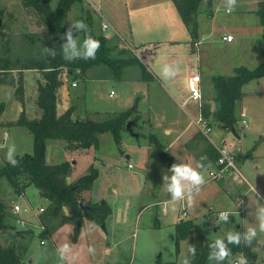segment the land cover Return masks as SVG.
I'll use <instances>...</instances> for the list:
<instances>
[{"label":"rangeland","instance_id":"rangeland-1","mask_svg":"<svg viewBox=\"0 0 264 264\" xmlns=\"http://www.w3.org/2000/svg\"><path fill=\"white\" fill-rule=\"evenodd\" d=\"M56 1H48L51 8L55 7ZM88 1L90 3L87 0L75 3L69 9L65 28L75 20L86 23L85 17L89 12L96 35L112 31L119 43L129 50V53L124 51L120 54L114 49V52L108 53L112 61L135 56L144 66L121 61L114 68V65L99 63L87 71L85 78V72L79 75L77 87L70 88L75 116L101 121L113 118L122 111H130V119L133 120L136 115L142 117L139 125L132 127L139 136L135 137L125 126L120 133V143H116L111 132H103L98 135L97 149H70L64 140H47L45 157L48 164L62 161L73 164L67 182L86 174L90 165L98 170L92 187L81 192V197L90 203L106 202L111 207L110 215L104 227L84 218L76 232L75 224L69 220L65 222L60 216L48 218L40 215L45 226L43 230L37 226L31 228L35 215L29 209L18 213L30 223L20 227L15 220L17 214L12 213L14 204L32 209L43 206L46 209L47 202L33 185L27 186L19 195L7 179L1 177L0 200L11 213V224L16 229L31 228L33 235L24 240L19 235L13 236L9 230L0 231V244L14 245L17 251L19 245H25L22 259L29 264H183L186 256L191 258L189 247L204 245L206 241L223 235L229 227L235 229L239 226L240 231L256 227L257 237L251 245H246L249 253L242 251L228 260L233 262L244 255L248 264H264V232L259 230L256 220L257 209L264 207V77L242 86V95L235 107V133L225 142L236 157L241 181H234L233 174H230L228 176L233 181H226L227 185L222 187L208 176L209 168L205 163L200 169L205 183L200 186L199 192L193 194L196 199L186 210L187 216L181 214L179 202L175 205L170 203V197L163 189L162 177L171 174L168 167L172 162L167 163L163 159L156 143L149 137L151 133L157 138L164 153L171 159L167 144L159 140L170 121H178L179 126L190 123L189 134L198 130L193 125V120L199 115L198 102L186 100L188 89L185 82L188 72L197 64V54L192 53L195 42H200L196 48L200 46L201 51L204 49L202 59L218 66L213 70L215 74L228 75L236 66L253 69L264 60V25L257 13L259 0H235L231 10L227 8V0H201L195 35L182 22L172 0ZM97 7L98 11L95 10ZM0 8L5 12L1 22L6 26L5 39L0 42V65L11 67L7 77H13L15 81L21 74L25 87L21 103L14 95V86L0 85V101L5 104L0 120L15 121L20 114L18 105L25 106L28 118H38L35 116L38 114L35 102L38 80L43 81L41 73L32 69L19 70L31 59L45 54V26L38 13L32 7L24 6L21 0H0ZM104 22L109 26L102 30L99 26ZM228 32L234 36L231 42L222 39ZM85 34L83 31L78 34L81 40ZM73 35H77L76 30H73ZM65 40L62 35V43ZM147 43L155 46L144 45ZM149 52L154 54V58L148 57ZM165 64L177 69L176 82L163 76ZM205 73L200 71L202 103H209L215 109L218 105L214 100L216 90L211 77ZM110 91H113L112 95H109ZM184 98L186 102L181 106ZM136 101L138 105L132 110ZM242 108L247 112L244 128L240 122ZM211 124L212 132L208 136L215 140L214 133L220 130V125L216 122ZM5 130L10 132L7 140L2 137ZM197 133L201 139H207L202 131ZM184 137L177 144L182 145ZM13 145L17 156L32 151V135L26 127H0V166L7 161V150ZM190 145L192 147V142ZM172 151L177 150L174 148ZM250 186H254L256 191ZM151 202L157 203L150 205ZM165 209L167 214H164ZM221 211L231 213L229 222L225 226L217 224L216 228L206 233L204 222L207 215L216 219ZM62 213L70 214V211L64 207ZM176 217L177 220L191 219L193 222L191 239L180 240L177 251ZM64 244L68 245V249L61 252ZM89 245L94 247V253L88 251ZM207 264H210L209 260Z\"/></svg>","mask_w":264,"mask_h":264},{"label":"trees","instance_id":"trees-1","mask_svg":"<svg viewBox=\"0 0 264 264\" xmlns=\"http://www.w3.org/2000/svg\"><path fill=\"white\" fill-rule=\"evenodd\" d=\"M26 7H32L40 16L43 25L46 29L47 38L43 41V46L56 49V56L52 57L45 53L42 57L31 59L23 69H34L41 73L43 81L38 80L37 83V98L36 105L40 111L38 118H28L24 109L20 111L19 117L15 121L2 122L0 120V127L19 125L26 127L32 135V151L16 156L19 163L12 166L5 161L0 166V178L5 177L8 183L12 186L16 194H21L22 191L29 185H33L39 191L40 197L46 202V209L44 214L48 218L60 216L66 221H71L75 224V232L79 229L77 227V220L83 221L84 218L91 222L104 227L106 218L110 213V208L106 202H86L81 197V192L89 190L98 176V170L90 165L86 174L79 176L73 182H67V177L71 172V163L62 161L56 164H48L46 162V142L49 139H61L67 144L70 149H97L99 145L98 135L103 132H111L116 143H120L121 131L125 128L126 123L130 120V111H122L117 116L101 121H95L89 118H78L73 116L74 106H70L64 112L57 113V92L62 85L60 74L63 68H66L67 73L72 78H77L79 75L87 71L93 65L105 63L107 65H114L119 62H133L144 66L142 62L135 56L129 59L121 60L117 58L112 61L108 57L112 47L108 44V39L103 35H96L92 29V18L87 12L85 17L89 32L93 37L100 41V48L96 53L95 59H77L74 61H66L63 59L61 53L62 35L66 31L64 22L69 9L75 4L83 0H57L55 7L51 8L49 2L42 3V0H21ZM176 10L191 34L196 33V15L198 5L201 0H172ZM258 15L261 23L264 25V0H259ZM5 12L0 8V42L5 39V24L1 22ZM10 16V15H9ZM115 62V64H113ZM79 69L80 73H76ZM145 69V68H144ZM11 67L5 64L0 65V85L7 84L14 86V95L22 103L23 94L25 91L23 77L19 74L15 81L10 75ZM264 77V60L253 69L245 66H236L233 68L232 75L218 74L211 77L212 83L216 90L217 97L214 99L217 102L215 109H211L209 103H202L200 110L206 119L209 121H216L223 124L228 131L234 127L237 122L235 117V107L239 102L242 91V86L253 80ZM5 108L3 101H0V117ZM139 117L136 115L133 120L137 122ZM151 140L156 143L158 152L163 159L169 163L170 159L164 153L162 145L153 135ZM218 157V153L216 159ZM215 159V160H216ZM88 205L89 208L83 209L80 205ZM67 207L70 214L62 213V209ZM11 213L7 205L0 200V231L9 230L13 236H20L22 239H27L33 235L32 229H16L14 224H11ZM14 219V218H13ZM47 219V218H46ZM193 222L191 219H181L175 224V247L180 240L191 239V230ZM207 242L201 246L196 247V255L191 259V264H207L208 255L211 249ZM232 251V256H237L242 251H247L246 245L242 242L240 245H229ZM4 246L0 244V264H29L25 262L22 257L25 254V245Z\"/></svg>","mask_w":264,"mask_h":264},{"label":"clouds","instance_id":"clouds-1","mask_svg":"<svg viewBox=\"0 0 264 264\" xmlns=\"http://www.w3.org/2000/svg\"><path fill=\"white\" fill-rule=\"evenodd\" d=\"M235 5V0H227V8L231 10ZM73 30H76L77 35H73ZM83 31L89 32L88 25L83 20H75L69 22L64 37L66 40L61 45V53L63 59L66 61H74L77 59H95L96 53L100 48V41L93 37L91 34H87L84 39H80L79 33ZM45 53L55 57L56 49L45 47ZM177 69L172 65L165 64L163 66V76L172 77L176 74ZM17 151L15 146H10L6 153V159L9 164L16 166L19 161L16 158ZM204 158L202 157L201 160ZM202 164L197 163L193 166L190 163L184 161L179 163H173L168 167V172L171 174H164L163 189L170 197V203L175 205L176 202L183 201L187 197L189 202L194 193L199 192L200 186L205 183V177L200 171ZM253 191H256L254 186ZM229 211H221L217 217V224L224 226L229 222ZM256 220L258 221L259 230L264 232V207L257 209ZM257 237V228L248 227L244 231L229 227L224 231L223 235L217 236L208 246L211 249L208 255L210 264H225V261L232 256V251L229 245H240L242 242L245 245H251L252 241ZM68 245L64 244L61 247V252L66 251ZM88 251L94 253L95 249L89 245ZM188 252L191 254V258L196 255L195 245L189 247ZM191 258L186 256L183 260V264H191ZM228 264H233L231 260H228ZM235 264H248V258L244 255H240L236 258Z\"/></svg>","mask_w":264,"mask_h":264},{"label":"crops","instance_id":"crops-1","mask_svg":"<svg viewBox=\"0 0 264 264\" xmlns=\"http://www.w3.org/2000/svg\"><path fill=\"white\" fill-rule=\"evenodd\" d=\"M86 1V0H85ZM87 2H89L88 0H87ZM90 3V2H89ZM95 10L96 11H98V7L97 8H95ZM94 21V20H93ZM99 28L101 29V24H100V26H99ZM121 28V27H120ZM66 29V28H65ZM99 31H101V30H99ZM94 32V31H93ZM102 32V31H101ZM229 34H231L232 35V33H230V32H228ZM102 34L108 39V44H109V46H111L110 45V43L113 45V46H111L112 47V50H111V52H114V49H115V51H118V52H120V54H123V52L124 51H128V53H129V50H128V48H126L124 45H122L121 43H119V40H117L114 36H113V33H112V31L111 32H108V33H103L102 32ZM99 35V34H98ZM233 36V35H232ZM193 40V39H192ZM234 40V36H233V39L231 40V41H233ZM230 41V42H231ZM200 44V42L198 41V42H195V45H196V47H197V44ZM144 45H148V46H152V47H154L155 45H152V44H144ZM194 48V51H192V53H196L197 54V56H196V67H194L193 66V68L191 69V71L192 70H197L198 71V73L200 74V71H204V72H206L205 73V75H208V76H210V77H212V76H215V75H218V74H215V73H213V70L214 69H216L218 66H215L214 65V63H212V62H209V61H207L205 58L204 59H202V51H204V49L202 48V51L200 50V46H198V48ZM119 49V50H118ZM200 50V51H199ZM189 52V51H188ZM200 52V53H199ZM148 57L149 58H154V54L152 53V52H149L148 54ZM126 58V57H125ZM121 60H123V58H120ZM128 59V58H127ZM92 68V67H91ZM234 68V67H233ZM233 68H232V72L230 73V74H228V75H232L233 74ZM90 69V68H89ZM88 69V70H89ZM32 70H34V69H32ZM87 70V71H88ZM29 71H30V69H29ZM87 71H85V75H84V78L86 77V74H87ZM191 71L190 72H188V74H187V77H185L186 78V80H185V82L187 81V78L190 76V74H191ZM177 72V71H176ZM61 74H62V76H60L61 78H64V77H67V81L65 82V81H63L62 80V85L59 87V89H58V92H57V96H58V100H57V113L58 114H60V113H62V112H64L66 109H68L70 106H72V96H71V89L70 88H73L72 86H71V82H73V81H75L76 83H77V85H78V79L77 78H72L71 76H69L68 75V73H67V70H66V68H63L62 69V72H61ZM224 75V74H223ZM228 75H226V76H228ZM177 74H175L174 76H172L171 78H170V80L172 81V82H176L177 81ZM83 78V77H82ZM262 78V77H261ZM77 85H76V87H77ZM111 92V91H110ZM110 95V94H109ZM184 100H185V98H184ZM183 100V101H184ZM137 102V101H136ZM185 102H186V100L184 101V102H182V104H181V106H184V104H185ZM209 102H211V101H209ZM36 103V102H35ZM138 103V102H137ZM184 103V104H183ZM205 103V102H204ZM26 104V103H25ZM201 104H202V100H201ZM137 105L138 104H136V107H137ZM211 106V105H210ZM25 108V106H23V105H18V112L19 111H21L22 110V108ZM35 107H37L36 105H35ZM135 107V108H136ZM23 108V109H24ZM211 109H212V107H211ZM36 111L38 112V114L37 115H35L36 117H39L40 116V111L38 110V108H36ZM245 112V114H246V116H247V112L242 108L241 110H240V112ZM18 114V113H17ZM73 116L74 117H76L75 116V113H74V111H73ZM33 118V117H32ZM13 119H16V117L15 118H13ZM142 119V117L141 116H139V119H138V121L137 122H135V124L134 125H139V122L140 121H142L141 120ZM130 120H132V119H130ZM197 120V119H196ZM1 121L2 122H4V120L3 119H1ZM11 121V120H10ZM194 121L195 120H193V125L196 127V128H198L197 127V125L194 123ZM174 120H171L170 121V123L167 125V127H165V129H164V133H163V136H159V140L160 141H162V142H164V143H166L167 144V148H168V151L170 152V155H171V159H170V161L172 162V164L173 163H179V162H182V161H184V162H186V163H190V164H192L193 166H196L197 165V163L198 162H200L201 164H202V167L204 166V164L206 163V165H208V171L211 169V168H213L214 167V165H215V159H216V156H217V146H221V145H225V142H226V140H227V138H229V137H231V136H233V133H235V132H232V131H228L227 130V128H224V127H222L223 126V124H221V123H219V122H216V121H211L212 123L213 122H216L217 124H219L220 125V130H217L215 133H214V135H215V140H212L211 138H209V136L207 135V139H205V140H203V139H201L199 136H197V135H199L197 132H198V130L196 131V132H193V133H188L189 132V125H190V123H188L187 125H184V126H179V122L177 121V122H175V124H174ZM192 123V122H191ZM192 125V124H191ZM192 125V126H193ZM211 126H212V124H211ZM2 128H9V127H7V126H3ZM8 132L9 131H4L3 133H2V137H5V139L7 140V138H8V136L10 135V132H9V134H8ZM134 133H135V131H133ZM210 132H212V128H211V131ZM197 133V134H196ZM136 134V133H135ZM152 134L151 133H149V137L151 136ZM192 135V136H191ZM135 136V135H134ZM139 135L137 134V136H135V137H138ZM183 136H185L184 137V141H183V143H182V145H179V144H177V141L178 140H180L181 138H183ZM206 136V135H205ZM5 140V141H6ZM190 142H192V147H191V145L189 146V143ZM188 144V145H187ZM176 149L177 151L176 152H173L172 151V149ZM179 155V157H177ZM204 158L203 160H201V158ZM71 166H73V164H71ZM201 167V168H202ZM231 175L233 174V173H230ZM230 174H228V175H230ZM228 175H226L223 179H220V180H217V181H215V182H217L218 183V185H220V186H222V187H224V185L226 184L227 185V183H226V181H228V182H232L233 180L232 179H234V181L236 180V178L235 177H232V179H231V177L230 176H228ZM233 176H234V174H233ZM228 177H230V178H228ZM237 181V180H236ZM212 182V181H211ZM194 199H196V196H192V198H191V201L189 202V200H188V198L186 197L185 198V200H183V201H179V203L181 204V208H180V210H181V214H182V212H183V210H185V212H186V210L188 209L189 210V207H191L192 206V204H194L193 202H194ZM104 202V201H103ZM165 202V201H164ZM156 204L157 202H151L150 203V205H152V204ZM183 203H185V205L184 206H182L183 205ZM128 204V203H127ZM154 204V205H155ZM238 205V204H237ZM144 206V205H143ZM146 207H148V206H146ZM109 208H110V211H111V207L109 206ZM140 208H143L142 206L140 207ZM141 210V209H140ZM167 212H168V210L167 209H165L164 210V214H167ZM186 214L188 215V213L186 212ZM110 215V214H109ZM183 215V214H182ZM186 215V216H187ZM208 217H210L209 216V214L207 215ZM108 217V216H107ZM166 217V216H165ZM181 218V216H178V218ZM208 217H206V219H207V221L206 222H204V226H205V232L207 233L208 231L210 232V230H211V228H216L218 225H217V217H216V219H211V218H208ZM107 220V219H106ZM176 220H177V217H176ZM179 220H181V219H178L175 223H174V226H175V224L179 221ZM104 229V228H103ZM192 229H193V226H192ZM235 229H237V230H239V226H237ZM105 230V229H104ZM106 233H107V231L106 232H104L103 233V235L104 236H106ZM214 240V239H213ZM213 240H208V241H206L205 243H207V242H210V241H213ZM204 243V244H205ZM201 246V245H200Z\"/></svg>","mask_w":264,"mask_h":264},{"label":"built area","instance_id":"built-area-1","mask_svg":"<svg viewBox=\"0 0 264 264\" xmlns=\"http://www.w3.org/2000/svg\"><path fill=\"white\" fill-rule=\"evenodd\" d=\"M109 24L104 22L101 24V29L105 30L106 28H108ZM222 39L225 41H231L233 39V36L231 34H225L222 36ZM76 73H80V70L77 69ZM61 78V77H60ZM67 81V77L61 78V81ZM200 74L198 73L197 70H192L190 76L187 78L186 81V85H187V89H188V95L186 96V100L187 99H191L193 101L198 102V106H199V115H198V119L194 121V123L197 125L199 131H202L205 135H208V133L211 131V121H209L208 119H206L205 117H203L200 107H201V100H202V90H201V86H200ZM77 83L75 81L71 82V86L74 87L76 86ZM113 94V91L110 92V95ZM241 116V126L244 128L246 126V114L245 112H241L240 113ZM217 152H218V157L215 160V165L213 168H211L208 171V176L211 179H215V180H220L223 179L226 175L230 174V173H235L234 177L236 178L237 181H241L242 179V175L239 172L235 160L236 157L234 155V153L229 150L225 145H221V146H217ZM32 210L33 214L35 215V222L32 224V227H39L43 230H45V226L42 224L43 222H41L39 216L44 212V207L40 206L38 208H34L32 209L30 206L29 207H21L18 203L14 204L12 206V213L13 214H17V216L15 217V220L18 224V226L20 227H25V226H29L30 223L25 220L22 217H19L18 213H20L21 211H28V210ZM183 215H186L185 210H183L182 212ZM31 228H26V229H31ZM22 229V228H19ZM235 260L233 261V264H235Z\"/></svg>","mask_w":264,"mask_h":264},{"label":"water","instance_id":"water-1","mask_svg":"<svg viewBox=\"0 0 264 264\" xmlns=\"http://www.w3.org/2000/svg\"><path fill=\"white\" fill-rule=\"evenodd\" d=\"M48 1H49V0H42V3H46V2H48ZM136 104H137V102H136L135 105L132 107V110L135 109ZM134 124H135V121H134V120H129V121L126 123V129H127L131 134L137 136V134H135V133L133 132V130H132V127H133ZM222 127L226 128L224 125H223ZM231 131H232V132H235V129L232 128ZM262 140H264V137H262ZM80 205L83 206V209H84V210H86L87 208H89V206H88V205H84L83 202H80ZM80 224H81V220L79 219V220H77V227H79Z\"/></svg>","mask_w":264,"mask_h":264}]
</instances>
